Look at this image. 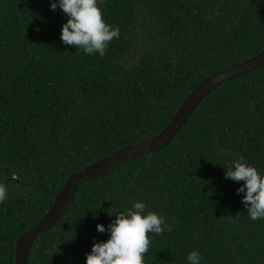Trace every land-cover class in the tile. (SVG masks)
Listing matches in <instances>:
<instances>
[{"label":"trees","instance_id":"obj_1","mask_svg":"<svg viewBox=\"0 0 264 264\" xmlns=\"http://www.w3.org/2000/svg\"><path fill=\"white\" fill-rule=\"evenodd\" d=\"M56 0H0V264L68 175L159 132L208 75L264 49V0H98L120 30L103 58L61 41ZM243 156L264 176V64L212 88L163 147L80 184L25 264H86L115 215L136 202L172 231L149 233L144 264H264L252 221L225 178ZM233 170L235 168L233 167Z\"/></svg>","mask_w":264,"mask_h":264},{"label":"clouds","instance_id":"obj_2","mask_svg":"<svg viewBox=\"0 0 264 264\" xmlns=\"http://www.w3.org/2000/svg\"><path fill=\"white\" fill-rule=\"evenodd\" d=\"M50 7L52 11L59 7L69 18L62 25V43L79 48L87 55L98 53L103 58L113 39L120 37L119 28L104 21L98 0H56L51 2ZM225 178L244 182L237 189V194L244 193L241 202L250 219H264V176L250 166L243 156H238L227 165ZM6 199L7 186L0 182V203ZM115 217L107 229L97 224V231L109 232L110 238L106 242L93 241L91 253L86 254V264H144L151 243L149 233L162 235L165 231H172L171 226L166 225L165 218L143 202L134 203L131 209ZM187 259L190 264H200L201 255L194 250Z\"/></svg>","mask_w":264,"mask_h":264},{"label":"water","instance_id":"obj_3","mask_svg":"<svg viewBox=\"0 0 264 264\" xmlns=\"http://www.w3.org/2000/svg\"><path fill=\"white\" fill-rule=\"evenodd\" d=\"M264 64V49L241 62L216 71L198 82L181 101L170 121L155 135L115 149L67 176L48 208L35 225L21 232L14 243L13 264H25L36 236L46 232L64 214L76 188L103 176L124 162L165 146L180 129L198 102L215 86Z\"/></svg>","mask_w":264,"mask_h":264}]
</instances>
